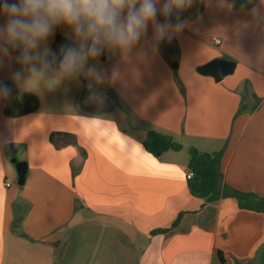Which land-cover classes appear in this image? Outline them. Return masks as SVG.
Segmentation results:
<instances>
[{
    "label": "crops",
    "instance_id": "0c3cea01",
    "mask_svg": "<svg viewBox=\"0 0 264 264\" xmlns=\"http://www.w3.org/2000/svg\"><path fill=\"white\" fill-rule=\"evenodd\" d=\"M181 19L189 26L155 49L149 26L129 59L105 51L89 61L109 74L102 84L80 76L24 91L11 78L19 50L0 68L11 88L0 100V264H264V213L231 196L205 202L186 179L190 147L223 150L221 185L264 197V0H205L198 17ZM56 34L76 44L61 25L51 49ZM216 58L235 61L233 74L197 71ZM73 109L116 124L86 135ZM149 131L183 148L154 157ZM9 156L27 164L23 185Z\"/></svg>",
    "mask_w": 264,
    "mask_h": 264
},
{
    "label": "clouds",
    "instance_id": "9594fccd",
    "mask_svg": "<svg viewBox=\"0 0 264 264\" xmlns=\"http://www.w3.org/2000/svg\"><path fill=\"white\" fill-rule=\"evenodd\" d=\"M194 2L0 0V17H3V22H0V68L12 59L13 51L19 50L15 59L21 68L13 72L11 78L24 91L43 94L57 89L65 80L80 76L102 84L109 74L95 64H89V61L98 59L105 51H118L122 59H129L142 41L149 43V26L153 32L150 41L153 49L165 39L171 41L189 26L181 19V14ZM61 25L71 30L76 44L62 46L55 52L48 41ZM119 76V65H114L110 77L115 80ZM10 95L11 88L0 82V100H6ZM95 95L93 92L92 97ZM73 118L80 123L86 135L93 125L116 124L105 116L83 115L75 109Z\"/></svg>",
    "mask_w": 264,
    "mask_h": 264
},
{
    "label": "trees",
    "instance_id": "16d2710c",
    "mask_svg": "<svg viewBox=\"0 0 264 264\" xmlns=\"http://www.w3.org/2000/svg\"><path fill=\"white\" fill-rule=\"evenodd\" d=\"M240 6H245L240 3ZM205 8V0H195L193 5L185 10L190 20L198 17ZM246 87H244L245 91ZM26 102L34 104L33 110L37 107V98L34 95L26 94ZM243 105L238 112L244 111ZM145 150L154 157L160 156L168 150L179 151L183 146L173 137L156 131H149L143 142ZM8 148H10L8 146ZM189 162L188 168L192 171L193 176L188 179V189L192 196L204 199L205 202H216L225 196L234 197L238 201L240 208L254 210L264 213V197L257 196L253 193H243L228 186H222L221 159L223 150L207 153L201 152L194 147L188 149ZM222 259V253L220 252Z\"/></svg>",
    "mask_w": 264,
    "mask_h": 264
},
{
    "label": "water",
    "instance_id": "95a60500",
    "mask_svg": "<svg viewBox=\"0 0 264 264\" xmlns=\"http://www.w3.org/2000/svg\"><path fill=\"white\" fill-rule=\"evenodd\" d=\"M235 68H236L235 61L216 58L198 67L197 71L201 75L210 76L214 78L215 81H220L224 76L233 74ZM9 161L14 165L17 171V175H18L17 184L23 185L27 171L26 162H18L16 158L13 156H9Z\"/></svg>",
    "mask_w": 264,
    "mask_h": 264
},
{
    "label": "rangeland",
    "instance_id": "374dc122",
    "mask_svg": "<svg viewBox=\"0 0 264 264\" xmlns=\"http://www.w3.org/2000/svg\"><path fill=\"white\" fill-rule=\"evenodd\" d=\"M58 36H59V34H56L55 35V37H54V39H53V44H52V49H53V51H55V52H58L59 51V49L64 45V42L63 41H58L57 39H58ZM104 54V53H103ZM103 54L100 56V57H102L103 56ZM18 66L20 67V65L18 64ZM82 97H83V99L85 100V99H87L88 98V95H82Z\"/></svg>",
    "mask_w": 264,
    "mask_h": 264
},
{
    "label": "built area",
    "instance_id": "2783aa9c",
    "mask_svg": "<svg viewBox=\"0 0 264 264\" xmlns=\"http://www.w3.org/2000/svg\"><path fill=\"white\" fill-rule=\"evenodd\" d=\"M213 43H214L215 45H220V44H221V39H219V38H214V39H213ZM192 176H193L192 171H191V170H188L187 173H186V179H187V180H188V179H191ZM4 186H5V187H10V186H11L10 181L7 180V181L4 183Z\"/></svg>",
    "mask_w": 264,
    "mask_h": 264
}]
</instances>
